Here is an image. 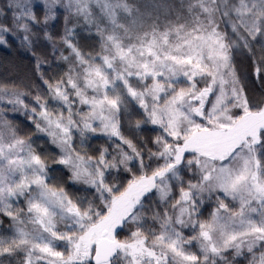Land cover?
I'll use <instances>...</instances> for the list:
<instances>
[{"label":"rangeland","instance_id":"1","mask_svg":"<svg viewBox=\"0 0 264 264\" xmlns=\"http://www.w3.org/2000/svg\"><path fill=\"white\" fill-rule=\"evenodd\" d=\"M37 4L50 18L64 10L93 24L97 12L107 24L104 53L82 58L80 77L57 90L59 113L43 107L31 117L74 177L110 199L109 211L93 223L63 192L49 188L44 164L0 124V204L8 213L13 206L19 210L21 200L26 203L16 219L21 255L13 260L7 249L0 264L90 261L103 238L118 246L109 264H264V170L258 153L259 144L264 149V95L246 93L232 58L243 57L253 67L248 78L261 79L257 48L264 46V0H205L201 6L210 22L201 20L197 31L181 25L152 33L125 27L132 13L121 0H15L21 17H31ZM124 98L162 130L167 168L131 182L111 199L100 162L75 153L73 143L75 135L120 139ZM77 103L87 109L79 118ZM3 106L2 113L26 112L20 94H0ZM190 155L186 165L195 162L194 178L162 214L160 231L145 226L130 241L120 240L127 221L139 222L136 210L146 196L165 202L172 185L181 186ZM207 201L214 211L201 219Z\"/></svg>","mask_w":264,"mask_h":264},{"label":"trees","instance_id":"2","mask_svg":"<svg viewBox=\"0 0 264 264\" xmlns=\"http://www.w3.org/2000/svg\"><path fill=\"white\" fill-rule=\"evenodd\" d=\"M121 1L132 13V18L123 17L125 27L128 30H139L140 33H152L155 28L161 31L174 29L176 26L195 32L201 28L198 27L201 20L205 24L210 22L201 6L205 0ZM215 10L218 13V5ZM135 21L141 24L140 28H135ZM216 22L218 29L224 32L225 26L220 16ZM104 27L107 24L97 12L94 13V23L88 24L83 17L74 16L64 10H58L56 16L50 18L45 6L37 4L31 17H21L15 0H0V94L22 95L26 108L25 113L14 112L12 109H7L5 113L0 111V124H4L12 138L22 141L29 152L44 164L46 185L63 192L81 213L90 214L93 223L107 215L110 199L104 198L93 186L77 180L71 170L62 164L60 150L41 135L31 113H37L43 107L51 114L59 113L57 90L68 86L72 76L80 77L83 71L82 58L92 59L104 53L107 32ZM257 57L263 67L259 81L248 78L253 67L240 55H233V67L246 93L262 98L264 46L257 48ZM69 90L73 91L71 88ZM0 109L6 108L3 106ZM78 109L79 112L75 114L77 118L87 114L84 105L78 104ZM119 126L120 139L75 135L73 143L75 153L100 162L105 173V184L112 193L111 199L124 192L131 182L158 175L167 168L163 157L165 137L162 130L151 125L148 116L128 98H124L121 103ZM261 146L258 145V153L264 170V149ZM170 157L173 162L174 156ZM192 159V155L186 157L184 167L188 169L183 170L181 186L179 183L172 185L173 194L170 199L161 202L157 200L156 194L146 196L141 207L136 210L140 212L139 222L127 221L117 234L120 240L130 241L145 226L160 231L164 218L162 214L178 200L181 191L188 188L187 182L194 178L190 167L191 171L195 170V162L191 166L186 165ZM16 208L17 206H13L7 213L0 204V257H4V251L11 250L9 252L13 260L21 255L17 252L15 243L16 219L18 215L21 216L18 214L20 209L23 212L26 210L25 201L19 202V210ZM213 211L211 203L207 201L200 215L201 219H208ZM61 228L65 229L63 226ZM91 260H82L75 264H92Z\"/></svg>","mask_w":264,"mask_h":264},{"label":"water","instance_id":"3","mask_svg":"<svg viewBox=\"0 0 264 264\" xmlns=\"http://www.w3.org/2000/svg\"><path fill=\"white\" fill-rule=\"evenodd\" d=\"M118 246L115 241L103 238L95 246L92 264H109L117 255Z\"/></svg>","mask_w":264,"mask_h":264}]
</instances>
